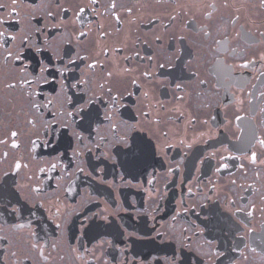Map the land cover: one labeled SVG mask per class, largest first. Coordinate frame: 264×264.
Segmentation results:
<instances>
[{
  "label": "flooded vegetation",
  "instance_id": "obj_1",
  "mask_svg": "<svg viewBox=\"0 0 264 264\" xmlns=\"http://www.w3.org/2000/svg\"><path fill=\"white\" fill-rule=\"evenodd\" d=\"M0 33V264H264V0H0ZM28 33L84 58L66 73L84 83L29 100L31 75L5 60Z\"/></svg>",
  "mask_w": 264,
  "mask_h": 264
},
{
  "label": "snow or ice",
  "instance_id": "obj_2",
  "mask_svg": "<svg viewBox=\"0 0 264 264\" xmlns=\"http://www.w3.org/2000/svg\"><path fill=\"white\" fill-rule=\"evenodd\" d=\"M112 7L114 8L115 5L113 4ZM129 11H131L129 9ZM49 16H52V13L48 14ZM53 19L55 17H52ZM37 24L40 23L38 20L36 22ZM41 27H36L34 29V33L36 36H39L41 34ZM81 36L84 34L81 33ZM4 34L0 33V37H3ZM8 39L15 40V36H11L10 38H6L4 40V43L8 42ZM32 39V33H28L24 35L21 38L20 42V50L13 54L12 51H9L7 53V56L5 57V60H11L13 61V64L16 68L19 69V72L21 74H28L31 75V79H22L20 81L21 85H27L30 91L27 93L28 99L31 100L33 96V92L31 91L32 86L35 85L37 88H41L44 85H47L53 93L57 92V89H60V92H65L67 89H77L79 88L84 81L83 80H77L76 83L68 82L70 78L66 76V73L70 71L71 65L76 63L77 59L83 60L84 58L81 57H72L70 59L66 60V57L71 56V50L64 53L63 56H53L50 54V49L52 47L51 44L45 43L44 47H30L29 41ZM159 39V37H157ZM58 61L59 65L61 67L56 66V62ZM78 68L79 65H76ZM89 68H94L95 63L89 64ZM30 69V72H29ZM111 75V74H109ZM146 77H150V73L144 74ZM71 79H75V76H73ZM135 83V81H133ZM10 88H15V84H10ZM177 88L180 87V85H176ZM109 93H111V89H109ZM35 95L37 97L43 98V92L42 91H36ZM83 97H78V100H82ZM113 101H117L119 97L113 96ZM67 103L70 104L73 108H75L76 101H73L71 96H68ZM51 105V101H49V106ZM89 105H92V107H89ZM95 101L89 100L87 104H82L80 108L76 109L77 113L81 114V122L78 125L81 129H89L91 128V125L94 121H96L100 116V110L96 108ZM32 107L37 111L41 112L43 111V106L39 104H32ZM113 109H115V104L113 105ZM51 115V114H50ZM63 115V113H61ZM67 115L69 117L73 116V112H68ZM105 119H111V117L106 116ZM30 123H34V121H30ZM51 129V132L53 136L55 137V133L57 131V122L56 120H52L51 124L46 126ZM69 125L65 123L63 125L64 129H67ZM115 127V126H114ZM135 127V125H133ZM47 134V132H46ZM11 135L13 137L17 136L16 132H12ZM75 139L79 143H83L84 136L82 132L75 133ZM147 132L144 136H137L133 138L132 143L128 146L129 153L132 154V159L128 161V165L132 168H141L143 167L146 170L147 161L149 160L150 156L152 155V141L149 137L148 139L145 138L147 136ZM35 143V141H33ZM49 144L52 143V140L48 141ZM260 143L264 144V141H261ZM73 140L66 134V132H60L59 136L56 137V144L53 147V151H57L59 148H64L65 151L67 149L72 148ZM14 147L16 145H13ZM6 155V154H5ZM73 155H78V152L76 150H73ZM255 157H253L254 159ZM15 167L19 169L21 167L20 163L17 162ZM93 171H95V168H93ZM171 171V169H169ZM148 183H152V181H148ZM5 195V190L3 185H0V204H3V197ZM8 195H10L17 204L20 203L19 198H17L15 192H9ZM26 199V198H25ZM7 207L3 209V211L7 212ZM25 208L21 206L20 208H14L12 209V215H15L17 211H24ZM29 212H31V209H27ZM104 219H107L105 217ZM19 227H23V225H19ZM59 227V226H58ZM102 225H94L90 231H97L99 230ZM118 235H122V233H118ZM129 235H135L134 233H129ZM102 242V241H101ZM149 243H154V241H149ZM155 259V257L153 258Z\"/></svg>",
  "mask_w": 264,
  "mask_h": 264
}]
</instances>
